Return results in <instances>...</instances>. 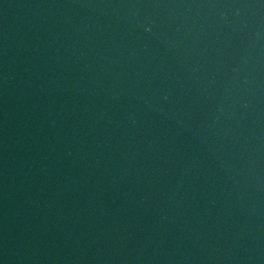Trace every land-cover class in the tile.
<instances>
[{"label": "water", "instance_id": "1", "mask_svg": "<svg viewBox=\"0 0 264 264\" xmlns=\"http://www.w3.org/2000/svg\"><path fill=\"white\" fill-rule=\"evenodd\" d=\"M0 264H264V0H0Z\"/></svg>", "mask_w": 264, "mask_h": 264}]
</instances>
